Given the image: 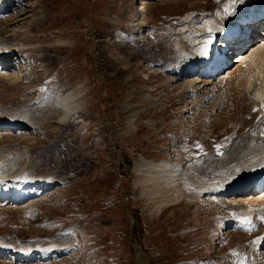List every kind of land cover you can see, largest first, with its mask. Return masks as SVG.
Returning <instances> with one entry per match:
<instances>
[{"label":"rangeland","instance_id":"obj_1","mask_svg":"<svg viewBox=\"0 0 264 264\" xmlns=\"http://www.w3.org/2000/svg\"><path fill=\"white\" fill-rule=\"evenodd\" d=\"M144 1V12L139 0L5 4L0 39L17 49L2 68L0 117L24 113L39 128L30 136L15 127L0 135V174L6 180L22 167L29 178H47L52 185L10 206L0 205V248L31 255L45 247L70 248L46 260L0 256V264H132L133 244L140 245L149 264H264V247L262 259L249 255L251 244L264 235V221L251 225L236 214L242 196L235 205L212 196L207 203L181 199L158 209L142 195L136 174L137 165L145 167L141 157L170 164L196 160L197 166L213 169L225 151L245 142L243 131L256 123L261 107L257 81L245 88L247 100L230 94L223 108L209 101L194 109L201 92L192 97L180 86L182 79L153 66L172 68V54L204 41L206 31L211 33L207 25L226 23L233 14L245 16L244 2ZM21 70L19 79L11 81L9 76ZM67 89L79 95L81 109L60 125L42 121L44 104ZM126 119L134 120L129 132ZM118 147L131 162L126 170L117 158ZM125 209L132 213L131 238ZM225 219L230 224L220 230Z\"/></svg>","mask_w":264,"mask_h":264},{"label":"bare ground","instance_id":"obj_2","mask_svg":"<svg viewBox=\"0 0 264 264\" xmlns=\"http://www.w3.org/2000/svg\"><path fill=\"white\" fill-rule=\"evenodd\" d=\"M139 1V11L144 12L146 9L145 1ZM241 2H244L242 5H245V16L242 14L244 17L240 14L235 16L231 14L233 18L226 21V23L220 22L207 25L206 30L210 28L211 33H209V30L206 31L209 36L206 37L204 41L197 46H181L178 48L177 52L172 54L174 61L171 64L172 68H164L163 63H156L153 66L158 69L162 67L165 71L163 72L173 76L175 78L174 80L182 79L183 81L180 86L187 88L192 97H197V94L201 92V96H199L197 100L194 99L197 101L194 109L203 107V105L206 103L208 104L209 101H216L214 104L216 108H223L224 103H222V101L230 94L247 100L245 88L251 81H257L260 87V96L257 97V100H259L258 103L261 107L257 115L258 119L256 123L248 129L247 127H245L246 129L244 128L243 135L246 137L244 138L245 142L243 145L241 144L242 146L240 149H236L232 152L230 149L225 151L222 154L223 157H221L222 162H219V164L216 162L218 167L215 168L213 166V169L204 168L199 163V166H197L196 160L187 163L177 162L176 164H170L168 162L154 163L141 157L140 162L142 160L145 163V167L140 166V164L137 165L136 174L139 176L138 187L141 189L142 195L152 201L158 209L161 206L176 203L181 199L187 202L198 203V201H203V203H207L209 200H212V196L229 200L228 202H230V205H235L237 204L235 198H239L240 195L242 196V199H240L242 200V205L240 204L242 209L239 212L236 211V214H241L244 218L242 219L252 225L254 223L256 224L258 220L264 221V189H262L264 188V39H259L246 49L245 47H241L238 50L239 53L234 55L235 60H231L232 66L227 69L219 65H214L213 68V64L210 63V60L204 59V56L209 53L216 54L217 44L222 42L221 33H223L224 29L228 26H234L237 22L243 21V19L249 17L250 20L253 21L255 20L254 17L261 16L260 13L264 15V0H242ZM11 3L12 0H0V15H2L6 9L7 5L5 6V4L11 5ZM139 20L142 22L143 18ZM139 20L137 19V21ZM256 22V24L260 25V21ZM142 23H144V21ZM261 31H264V26ZM10 35L11 38L16 37L14 36V32H11ZM127 37L132 40H137L135 34H129ZM6 39L7 38H5V40ZM177 39H180V37L177 36ZM2 40L0 39V76H2L1 74L3 73L2 68L8 66V63L12 60L15 50L17 49L11 45L5 44L7 42L4 41V43ZM230 43L231 41L225 42L223 48L227 46L231 48L232 46L229 45ZM227 51H221L222 56L218 57L216 55V59L218 58L220 61H223L227 59L228 55L231 57V54H227ZM199 57L204 59V64L202 66H196L195 64V60ZM21 72H23V70L14 74V76H8L10 80L15 78L14 80L16 81V78L19 79ZM14 80L11 81L14 82ZM226 90H228V92L225 94ZM62 93L60 98L55 97L51 103L44 104L46 116L45 118L42 116L44 118H41L42 121L45 120L48 123L54 122L60 125L81 109L82 104L77 101L79 99L78 94H75L71 89H67ZM250 102L254 108L259 107L257 102ZM42 108L43 107H40V109ZM35 110L38 111L39 109L37 110L36 108ZM19 114L20 115L15 117L8 116L9 118H6L5 114V116L3 115L4 117H0V135H3V133L11 130L13 127L19 128L16 129V131L22 129V136L23 134L24 136L34 134V131L39 128L37 124L30 123L28 121L29 118L27 119L24 113ZM133 121V119L125 120L124 129L126 127L128 132L133 125ZM23 152H25V150H23ZM1 159L0 157V160ZM12 174L13 175L6 180H4L5 178L0 174V205H11L12 203L22 201L35 194L38 190L42 192L49 189L52 185L51 180L47 178L42 179L40 177L37 181L33 179V177L29 178L30 175H27L26 172L22 170V167L19 171ZM35 189L38 190L34 192ZM257 189L261 190L254 193ZM246 192H248V194L245 195ZM229 224L230 223H228L226 219L221 223L219 222L220 230L225 229ZM248 224L245 225L248 226ZM245 225H243L242 228H244ZM216 234L218 235L220 232ZM2 246L0 248V256H7L12 259L20 258L22 260L35 258L37 260H46L47 258L50 259V257L53 258L55 255L65 254L68 250L67 247L70 248V246H67L66 249L62 250V247H45L37 251L35 255H31L24 251V249L23 251L21 249L10 250L7 246L6 248H4V246L2 248ZM251 246L252 249L249 253L251 258L255 261L256 258L259 260L262 259L261 249L264 247V235L258 237ZM135 249L137 250L136 258H138L139 264H148L146 262V254L140 250V245L135 244ZM7 250L10 251V254L7 253ZM254 253L255 256L253 257L252 255H254Z\"/></svg>","mask_w":264,"mask_h":264},{"label":"water","instance_id":"obj_3","mask_svg":"<svg viewBox=\"0 0 264 264\" xmlns=\"http://www.w3.org/2000/svg\"><path fill=\"white\" fill-rule=\"evenodd\" d=\"M118 157H119L120 162L124 164V168H126V166H128V165L131 164V162L126 161V160H123V159L121 158V156H120V154H119V151H118ZM124 202H125V200L123 199V203H124ZM125 213H126V215L128 216L129 223H130V225H131V224H132V213H129V212H127V211H125ZM135 257H136V255H134V259L132 260V263H133V264H139V263L136 262ZM146 259H147V258H146ZM146 262L148 263V260H146Z\"/></svg>","mask_w":264,"mask_h":264}]
</instances>
